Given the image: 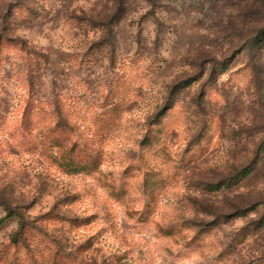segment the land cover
<instances>
[{
  "label": "rangeland",
  "instance_id": "obj_1",
  "mask_svg": "<svg viewBox=\"0 0 264 264\" xmlns=\"http://www.w3.org/2000/svg\"><path fill=\"white\" fill-rule=\"evenodd\" d=\"M0 264H264V0H0Z\"/></svg>",
  "mask_w": 264,
  "mask_h": 264
},
{
  "label": "trees",
  "instance_id": "obj_2",
  "mask_svg": "<svg viewBox=\"0 0 264 264\" xmlns=\"http://www.w3.org/2000/svg\"><path fill=\"white\" fill-rule=\"evenodd\" d=\"M20 2H23L24 0H19ZM11 213L12 212H10L9 211V213L7 214V215H11ZM24 228H25V222L24 221H22L21 222V225H20V227H19V229H18V231L15 233V234H13V236H12V241H13V243H18V237H19V235L23 232V230H24Z\"/></svg>",
  "mask_w": 264,
  "mask_h": 264
}]
</instances>
